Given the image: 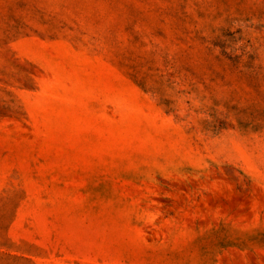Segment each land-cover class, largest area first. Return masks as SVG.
Instances as JSON below:
<instances>
[{"label": "rangeland", "instance_id": "obj_1", "mask_svg": "<svg viewBox=\"0 0 264 264\" xmlns=\"http://www.w3.org/2000/svg\"><path fill=\"white\" fill-rule=\"evenodd\" d=\"M0 264H264V0H0Z\"/></svg>", "mask_w": 264, "mask_h": 264}]
</instances>
